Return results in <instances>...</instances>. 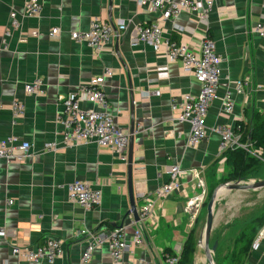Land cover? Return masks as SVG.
<instances>
[{
    "label": "crops",
    "instance_id": "crops-1",
    "mask_svg": "<svg viewBox=\"0 0 264 264\" xmlns=\"http://www.w3.org/2000/svg\"><path fill=\"white\" fill-rule=\"evenodd\" d=\"M26 1L0 0V141L17 138L30 144L26 155L0 159V230H4L0 264H48L21 260L11 248L38 246L50 237L61 240L64 246V255L53 264H84L85 238L77 237L80 230L122 227L128 240L134 229H141L146 238V245L135 246L127 255L130 259L143 257L162 264L163 252L181 248L191 230L198 237L196 225L204 204L195 213L192 202L200 193L206 198L208 189L216 186V179L228 168L218 153L219 137L213 127L248 123L255 112L264 111V37L251 32L255 24L264 25V0H216L206 18L182 12L168 20L134 0H40L42 8L36 17L25 15ZM12 12L18 28H10ZM95 18L115 28L126 24V31L117 30L107 44L109 50L99 55L71 40L72 33L87 31ZM152 22L159 24L165 40L184 44L195 54L205 38L216 44L220 59L218 98L208 111L207 137L195 147L188 143L189 124L176 120L170 100L196 95L198 83L184 72L180 61L169 60L163 50L154 52L147 43H131L135 27ZM55 27L60 30L56 40L49 38ZM104 68L113 73L103 88L115 124L129 138L134 122L136 207L143 204L140 194L154 202L151 217L141 224H130L127 163H121L109 147L95 142L67 147L60 138L61 98L101 75ZM36 78L42 79L43 92L27 94L24 86ZM240 81L243 89L238 94L236 84ZM156 91L159 96L154 95ZM226 98L233 101L230 114L223 111ZM14 102L25 106L16 123L10 109ZM49 144L56 145L54 151L44 150ZM173 166L180 171L179 188L155 197L169 182L167 169ZM75 180L86 181L101 192L98 207L85 210L67 200L66 187ZM200 182L203 190L196 186ZM9 200L13 204L8 205ZM220 224L218 220L210 237L217 243L215 262L232 264L240 235L236 218L226 226ZM201 259L206 260L203 250L196 247L193 264ZM86 264H111L108 246L97 248ZM242 264H264V232L259 248L253 250L251 244Z\"/></svg>",
    "mask_w": 264,
    "mask_h": 264
},
{
    "label": "built area",
    "instance_id": "built-area-1",
    "mask_svg": "<svg viewBox=\"0 0 264 264\" xmlns=\"http://www.w3.org/2000/svg\"><path fill=\"white\" fill-rule=\"evenodd\" d=\"M139 6H148L150 9L159 13L163 20L176 18L182 12L199 14L201 18H206L212 10L216 0H134ZM40 0H27L23 6L24 13L27 16L36 17L41 12ZM19 23L16 13L10 15V28H18ZM125 32L126 24L120 23L117 28L111 24L95 18L87 31L74 32L71 34V40L76 43L85 44L96 54L109 50L107 45L109 40L117 32ZM251 32L259 37H264L263 23H257L253 26ZM59 28H52L49 33L50 39H58ZM8 36L6 33L5 37ZM147 43L154 52L163 50L169 60L180 61L183 64L184 72L198 83L199 89L196 95L184 94L172 97L170 100V110L176 114V120L181 123H188L190 133L188 143L195 147L207 137V115L211 104L218 98V88L220 82V59L216 51V44L212 39L205 38L201 44L198 54L178 42L165 40L162 36V30L158 23L138 25L135 27L132 44ZM6 44V38L3 40ZM113 75L110 68H104L101 75L92 78L87 84L81 86L76 91L68 93L60 100V112L58 122L62 127L60 134L61 142L67 147L84 145L95 142L100 146L109 147L118 160L126 164L128 153V135L123 132L114 122L112 108L104 91L103 85L106 79ZM43 81L36 78L24 86L27 94H41ZM243 83L236 84V93L241 94ZM159 96V91L154 92ZM86 103L88 106H83ZM11 114L14 123L21 118L25 111V106L21 102H14L11 107ZM233 109V101L226 98L223 104V111L230 114ZM238 123L234 126L225 124H216L212 131L219 137L218 153L220 156L228 151L237 149L245 150L247 153L257 157V154L250 150L253 145L249 139L243 138V125ZM55 144L45 146L46 152L54 151ZM30 144L21 142L17 138H6L0 141V159L9 160L20 158L28 153ZM261 150L260 148H258ZM259 153L258 151H256ZM180 173L177 167H169L167 174L170 177L168 183L162 185L155 193V197H161L172 194L179 188L177 175ZM197 188L203 190L204 186L200 182L196 184ZM67 200L85 210H91L98 207L102 201L101 192L94 188L90 183L81 180H75L67 185ZM139 198L143 204L137 208L139 221L135 222L130 218V224H141L148 220L153 211L154 202L144 194ZM205 195L199 194L192 202L193 212H197L204 203ZM8 205L13 204V200L7 201ZM194 213V214H195ZM264 232V228L262 230ZM258 234L252 243V249L259 248ZM125 227L119 229H107L89 231L82 229L77 237L85 238V248L81 256L82 263L90 261L94 251L102 244H106L109 250L111 264H156L154 261L146 258L130 259L127 255L132 253L135 246L146 245V238L141 229H134L131 239L124 237ZM0 235H4V230H0ZM182 247L176 250L164 251L162 254V264H178ZM12 254L19 259L40 263L46 262L53 264L57 259L64 255V246L61 240L57 238H46L41 244L34 247L13 246ZM127 256V257H126Z\"/></svg>",
    "mask_w": 264,
    "mask_h": 264
},
{
    "label": "rangeland",
    "instance_id": "rangeland-1",
    "mask_svg": "<svg viewBox=\"0 0 264 264\" xmlns=\"http://www.w3.org/2000/svg\"><path fill=\"white\" fill-rule=\"evenodd\" d=\"M250 150L256 153L258 157L256 158L257 164L255 166H249L246 167L243 171H237L234 173L230 168H227L223 174L219 175L218 179H216L217 182L214 183V185L217 186L225 182H236L239 179L244 184L257 182L264 179V150L262 149L259 150L253 145L250 147ZM256 151H258L259 153H257ZM216 186H213L208 189V194L206 195L205 203L202 206L201 213L199 214V219H198L199 224L197 223L196 225L198 237L202 233V229L205 222L206 203L208 202L210 195L212 194V191ZM225 193L226 194L222 195L221 199L219 200L215 208L216 217L213 226L214 230L212 229L213 233H215V228L218 220H220L222 226H226L227 224H230L233 219L236 218V222H237L236 228L237 231H239L238 233H241L242 229L246 227L249 218L251 219L250 220L251 231H253L256 228L257 224L262 223L264 221V188L260 190H248V191L232 190V191H227ZM211 237H212V233H211ZM212 244H213V240L210 238V246H212ZM214 254H213V259L215 262ZM200 261L201 263H197V264H207L206 260L204 261L203 259H201ZM215 264L217 263L215 262ZM218 264H222V263L218 262Z\"/></svg>",
    "mask_w": 264,
    "mask_h": 264
},
{
    "label": "trees",
    "instance_id": "trees-1",
    "mask_svg": "<svg viewBox=\"0 0 264 264\" xmlns=\"http://www.w3.org/2000/svg\"><path fill=\"white\" fill-rule=\"evenodd\" d=\"M242 133L243 138L249 139L250 142L253 143V146L264 150V111L255 112L251 116V120L243 125ZM223 157L225 159L226 165L232 170L233 173L237 171H243L246 167L255 166L257 164L256 157L249 155V153L242 149L228 151ZM263 225L264 221L257 224L256 228L251 231L250 222L245 228L242 229V232L240 233L238 237L239 239L236 243V250L232 254V264H242L245 256L248 253L249 246H251ZM196 247L197 238L195 236V230H191L187 239L182 245L178 264H193Z\"/></svg>",
    "mask_w": 264,
    "mask_h": 264
},
{
    "label": "water",
    "instance_id": "water-1",
    "mask_svg": "<svg viewBox=\"0 0 264 264\" xmlns=\"http://www.w3.org/2000/svg\"><path fill=\"white\" fill-rule=\"evenodd\" d=\"M115 52H118L117 47H115ZM132 102V97L130 98ZM132 112V108H131ZM134 122L131 121L130 130H129V138H128V153H127V192H128V200H129V212L130 215L135 222L139 221L138 214H137V207L135 203V196L133 190V182H132V150H133V136H134ZM264 188V179L244 184L241 180H237L236 182H225L219 184L214 188L212 194L208 202L206 203V217L204 226L202 229L201 235L197 239V247L201 248L204 253V257L206 259L207 264H215L213 259V254L217 249V243H213L210 246V237L211 232L214 224V209L216 203L220 196L232 190H241V191H248V190H260Z\"/></svg>",
    "mask_w": 264,
    "mask_h": 264
}]
</instances>
